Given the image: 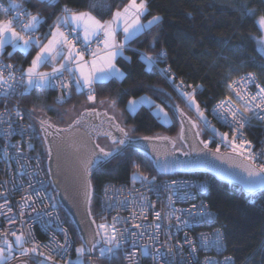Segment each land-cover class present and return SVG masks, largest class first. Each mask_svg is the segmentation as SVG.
Listing matches in <instances>:
<instances>
[{
	"label": "trees",
	"instance_id": "1",
	"mask_svg": "<svg viewBox=\"0 0 264 264\" xmlns=\"http://www.w3.org/2000/svg\"><path fill=\"white\" fill-rule=\"evenodd\" d=\"M11 3V0H2ZM23 8L35 14L39 12L42 23L36 35L42 39L49 33L62 8L67 5L77 11L89 10L88 5L95 2L97 11L93 14L101 19H110L111 12L100 16L99 6L110 5L111 11L123 7L128 0H16ZM247 4L255 8V16H242L243 6ZM148 13L143 19L159 14L162 20L158 26L147 34H140L130 42L124 55L131 57L126 61L117 57V67L124 76L99 83L96 86V101L89 102L83 91L73 87L72 96L66 102L58 104L54 101L51 88L43 91L33 89L15 99L0 96V108L11 106L17 108L26 118L38 135L37 146L45 160L43 142L38 125L30 115L47 117L51 121L63 123L62 112L67 108H77L82 105L99 103L101 100H115V108L120 112V120L132 136L167 135L176 138L179 125L173 114L175 107L187 109L182 99L173 91L166 79L153 67H149L142 53L155 55L162 49L167 55L158 64L171 66L176 76L192 82L197 88L195 99L201 109L210 107L217 100L228 95V83L246 72H253L264 86V53L259 50V38L262 30L257 23V16L264 13V0H148ZM153 37L156 42L153 44ZM9 46L2 54L8 60L28 66L35 56L37 49L33 48L28 54L19 50L8 56ZM141 95L149 96L154 105H161L168 113L170 121L163 124L151 107L139 106L130 112L126 104L130 98ZM36 109L33 112V109ZM43 109V112L39 111ZM248 136L255 142L264 135V127L247 129ZM201 137H203V134ZM176 146L181 143L176 140ZM140 165L139 171L149 179L167 177L155 171L151 161L144 154L128 148L108 162L96 168L91 175V204L93 220L97 224L103 221L100 211V192L106 182L128 183ZM174 174L170 176H177ZM191 176L206 177L209 190L205 196L209 206L217 216V224L223 230L225 253L230 255L235 264H264V191L249 195L238 187L213 179L202 173H192ZM52 199L54 194L52 192ZM55 201V200H54ZM56 203V202H55ZM61 215L69 227L75 245L80 246L78 236L68 218L58 206ZM83 263L88 264V255L82 256ZM95 264H122L121 249L113 257L101 256L99 247L93 257ZM29 264H37L36 262Z\"/></svg>",
	"mask_w": 264,
	"mask_h": 264
},
{
	"label": "snow or ice",
	"instance_id": "2",
	"mask_svg": "<svg viewBox=\"0 0 264 264\" xmlns=\"http://www.w3.org/2000/svg\"><path fill=\"white\" fill-rule=\"evenodd\" d=\"M55 0H49V4H53ZM98 5L93 2L88 5L89 10L77 11L69 8L67 5L62 9L60 16H57L55 22L50 26L48 34H45L43 39L36 35L39 30V26L42 23V17L39 12L35 14L27 11L23 8L22 3H17L16 0H11L8 8L0 5V12L7 14L10 10H15V16L8 19H0V56L4 53L6 46H11L12 49L19 50L21 53L28 54L31 49H37L35 56L32 58L30 65L27 68H16L13 64H0V96L8 98L16 93L18 87H23L21 96L30 92L33 89H39L43 91L47 88L58 87L61 90V96L57 98L58 102H62L65 95H71L73 87L76 90L83 91L88 89L87 99L90 102L96 101V86L99 83L103 85V82L124 76V72L117 67V57H122L126 61H131V57L125 56L124 52L129 47L131 41L137 38L140 34H147L151 32L153 28L158 26L162 20L159 14L152 15L146 22L143 17L148 13V0H128L123 7H117L115 11H111L110 5H100L99 14L104 15L106 12H111L110 19H101L93 12L97 11ZM256 9L250 8L245 4L243 6L242 16H255ZM257 23L261 30H264V13H261L258 17ZM122 33V39L117 37ZM156 42V37H153V44ZM95 43L97 46L95 50L92 49V44ZM261 47H264V36L259 38ZM80 47H77V45ZM102 45V47H101ZM86 54L91 56L88 60L85 58ZM13 53L9 52L8 56L11 57ZM167 55L166 50H161L155 55H151L147 52L142 53L143 59L147 62L149 67L156 65L161 58ZM42 66H51L50 72H43L39 69ZM264 68V65H261ZM7 69V74H5ZM160 71L166 76L170 77L173 82L175 81V74L172 73L171 66L160 69ZM67 73V75H65ZM254 84L258 89L255 93L248 91L247 85ZM177 88L181 89V95L187 98L189 107H194L198 115V119L204 122L207 128H210L214 135L219 136L221 143L226 147H230L233 154L242 157L245 163L239 165L243 171L247 174L243 178L245 190L249 195H255L257 191H264V160L258 162V158L264 157V145H262L260 151H253L252 142L245 137L244 129L246 126L251 125V121L255 118L257 121L264 123V86L257 80V76L253 73H248L245 77L239 80H232L228 83L227 87L229 95L225 99L221 100L214 108V113L220 118V120L227 124L231 130V138H229L228 132H220L215 128L208 120L201 109L199 103L195 99L197 88L201 87L197 85L195 87L191 85H184L181 80L180 84L176 85ZM192 88L191 92L184 91V88ZM232 93L239 98L240 104L232 98ZM141 101L150 100V98L141 97ZM101 104L105 101L101 100ZM112 108H115L116 101H108ZM129 105L133 110L136 109L137 101L129 100ZM158 112H163V109L159 105H155ZM33 112L36 111L34 108ZM39 111L43 112V109ZM16 116L20 117L21 113L19 110L16 111ZM95 114L99 116V113H95V109L91 112L85 111L81 113L76 119H74L69 125L68 129H57V132L68 131L82 122H85V117ZM0 115H10L7 110L5 113ZM181 117L184 113H180ZM167 118V113H164ZM111 119V118H110ZM0 120V123H3ZM192 128H198V124L193 121H189ZM41 127L45 133H48V129L53 127L47 120L40 121ZM121 134L120 137L113 135L111 131L97 132V135H103L106 139L110 140L112 145L116 146L114 150H106L101 147L99 143L93 145V149L98 151L90 150L88 158L81 161L84 171L85 179V200L87 204H91V170L96 165H102L108 162L111 158H114L116 153L122 151L121 146L125 145L126 142H131L129 131L125 130L119 124L112 125ZM31 127V125H29ZM96 131V129H93ZM5 135L11 133L5 130ZM50 134V133H48ZM91 135V133H89ZM196 137L200 136V131L197 130L194 134ZM144 140L151 141L153 139L165 140L172 144L175 148L176 140H185L183 124L181 132L176 138L169 137H143ZM200 144L203 145V149H209V140H200ZM7 149V145H5ZM155 150V149H154ZM50 151V150H49ZM192 151H197L195 147ZM202 151V150H201ZM209 151H211L209 149ZM220 153V146L215 148L213 155ZM189 155V153H184ZM219 158V156H217ZM159 162V157H157ZM175 166L176 161L165 160L162 164L161 170L167 171L169 165ZM137 169L133 172V181L140 179L141 182H147L152 185L159 192V187L155 185V177L149 179L148 176L144 175L139 171L140 165H134ZM173 184L176 182L173 181ZM31 187V185H29ZM164 190L169 191V186L164 185ZM151 190V188H150ZM201 191H206V188L202 187ZM107 193V189H106ZM173 194H178L173 193ZM4 193L0 192V196ZM38 195V193H37ZM184 198L189 197V193H183ZM146 200V198H144ZM23 203L20 204V211L18 213L21 220L23 219L24 207L28 206L32 208V211H36L34 207V201L31 195L22 198ZM169 204L173 203L172 194L168 196ZM127 204V201H117L116 205ZM113 205L108 204L111 208ZM141 209L139 215L136 212L132 213L133 221L137 219H146V209L148 207H154L150 203H139ZM193 208H197V205L193 204ZM199 207H203L201 204ZM4 209H7L5 212ZM184 210L173 208L168 217L175 216L177 221L181 224L187 225L188 221L181 220L178 213H182ZM188 214L191 215V209L187 210ZM12 212V208L9 206L7 200L3 204H0V215H4L7 222L11 225L15 223V218L9 215ZM51 217V213H45ZM89 215L91 211L89 210ZM211 214L205 209L204 214L201 216L197 212V217L203 220L205 217H209ZM155 220L153 225V232L148 233V230L143 227L141 223H133L132 228L137 231H131L129 228L123 230L118 229L116 224L121 222L119 216L112 217V223L102 222L96 224L95 220L92 221L96 224L95 229L90 234L89 238H81L82 243L75 249L77 254V260L72 261L67 259L68 250L72 247L68 240V232L66 229L60 228V232L64 234V242L60 243L55 235L50 237L48 244H41L38 242L31 230V227L25 232L20 230L19 234L17 231L5 230L0 231V264H10V261L17 259V257H29L35 259L37 256L40 259L37 264H56V257L59 256L64 264H81L80 257L86 252L90 253L99 247L101 256L110 255L115 256L117 252L122 248V243L129 238L133 241L135 247L137 238H142L148 234L149 239L155 242L156 235L161 229V224L155 221L162 219L160 212H155ZM127 218H125L126 221ZM195 219V218H194ZM51 219L48 223H51ZM47 227V225H45ZM9 236L14 239H9ZM223 233L217 230L216 237L214 240H209L204 234H201L202 247H223L222 243ZM185 243L190 246V255H194L197 252L196 245L193 241L187 239L185 236ZM31 247H26V245ZM143 251L140 253L141 256H165L170 255L173 251L171 247L168 248V253H161L159 249H150L149 245H141ZM182 251V245L179 246ZM136 252L126 254L125 259L129 261V264H136ZM164 264H171L170 261L165 260ZM194 264H199L198 260L194 261ZM204 264H221V262L206 257ZM222 264H234L232 257H225Z\"/></svg>",
	"mask_w": 264,
	"mask_h": 264
},
{
	"label": "built area",
	"instance_id": "3",
	"mask_svg": "<svg viewBox=\"0 0 264 264\" xmlns=\"http://www.w3.org/2000/svg\"><path fill=\"white\" fill-rule=\"evenodd\" d=\"M0 5L8 8L10 3L0 0ZM0 13L3 14L6 19L15 16L14 9L10 10L7 14L3 12ZM96 46L97 45L93 43L92 49L95 50ZM77 47H80V45L78 44ZM85 58L90 60L91 56L86 54ZM0 64H13L17 69L23 67L21 64L8 60L3 55L0 56ZM154 67L166 79L173 91L182 99L191 118L198 124L199 127L197 129L203 134L204 138H201L210 141L209 147L215 149L219 145L220 150L231 151L230 147H226L221 143L219 136L214 135L211 129L207 128L204 125V122L198 119L197 113L189 107L186 98L181 95V89L176 87L177 84H180L181 80L184 82V85H191L193 87H195V85L192 82L186 81L183 77L176 75L175 81L173 82L170 77H166L160 71V69L167 68V66H162L157 63ZM4 71L5 74H7V69ZM50 71L51 70L48 72ZM248 73L253 72L243 73L232 80H239L240 78L245 77ZM65 75H67V73H65ZM257 80L260 83L258 78ZM247 89L252 93L258 91L254 84H248ZM51 90L54 92V101L58 104L66 102L71 98L73 93L71 91V95H65L64 100L58 102L57 98L61 96V90L58 87H52ZM184 91L191 92L192 88L186 87L184 88ZM227 91L229 95L228 87ZM21 92H23V87H18L16 93L8 98H18L21 96ZM83 93L87 99L88 89H83ZM231 95L233 100L239 105V98L236 97L234 93ZM225 97L217 100L210 107L203 108L202 110L204 111L207 120L214 125L216 129L220 132H228L229 138H231L232 133L230 128L227 124L223 123L213 111V108L221 100L225 99ZM5 110H7L10 115H0V120L4 121L3 123H0V192L4 193L3 196H0V204H3L5 200H7L9 206L12 208V212L9 215L15 218V223L10 225L7 222L6 217L0 215V231L10 229L12 231H17L19 234L20 230L27 232L29 227H31L35 239L41 244H48L50 237L53 235H55L60 243H63L64 234L60 232V228L66 229L68 232L69 243L72 245L68 250V256L66 258L76 261L77 254L75 249L77 246L75 245L73 235L69 227L66 225L57 204L52 199L53 191L44 168L42 154L37 146V132L22 114L20 117L16 116L15 113L18 110L17 108L11 106L1 107L0 114L5 113ZM29 125H31V127H29ZM250 126L264 127V123L253 118ZM248 127L249 126H246L244 129L245 137L252 142L253 151L258 152L262 145H264V135L257 138L254 142L252 138L248 136ZM5 130L11 134L5 135ZM5 145H7V149H5ZM261 160H264V157L258 158V162ZM173 181L176 183L173 184ZM154 183L159 187V192L156 191L155 187L147 184V182L142 183L140 179L133 181V176L128 183L106 182L101 188L99 206L100 211L102 212L103 221L111 224L112 217L119 216L121 222L116 224L118 229L123 230L129 228L131 231H137V229L132 228L131 226L133 223H141L143 227L148 230V233H151L154 231L151 226L155 220V212H160L162 214V219L160 221H155L156 223L161 224V229L156 235L155 242L150 240L149 235L146 234L142 238H137L135 247L133 246L131 238L122 243V264H129V261L125 259V256L131 252L137 253L136 264H164L165 260L170 261L171 264H194L195 260H198L199 264H204L206 257L219 261L222 264L224 258L230 256L225 253L224 236L222 239L223 247L221 248H204L201 244V234L206 235L211 241L215 239L217 230H220L223 233L222 228L217 224L215 211L210 208L205 199L209 190L208 179L204 176L177 175L155 179ZM29 185H31V187H29ZM164 185L169 186V191L164 190ZM202 187L206 188V191H201ZM177 192L178 194H173ZM184 192L189 193L188 198H184ZM170 194H172L173 198V203L171 205L168 201V196ZM29 195L32 196L33 201L35 202L34 207L36 211H32L31 207L25 206V215L21 220L18 215L20 204L23 203L22 198ZM144 198H146V200ZM117 201H127V204L118 207L116 205ZM141 202L146 204L150 203L151 205H154V207H148L146 209V219H137L133 221L132 213L136 212L137 215H139L141 211L139 203ZM109 203L113 205L111 208L108 207ZM193 204L197 205V208H193ZM201 204H203L202 208L199 207ZM173 208L184 210L177 215L180 216L181 220L188 221L187 225L179 223L175 216H171L170 219L163 218L168 217ZM189 209H191V215L188 214L187 210ZM205 209H207L208 213L211 215L201 220L197 217V212L202 216ZM4 211L6 212L7 209H4ZM45 213H51V217ZM125 218H127L126 221ZM50 219L52 222L48 223ZM45 225H47V227H45ZM186 235L187 239L193 241L196 245L197 252L194 255H190V246L185 243ZM9 239H14V237L9 236ZM145 244L149 245L150 249H159L161 253L167 254L169 247H171L173 251L170 255L165 256H141L140 253L143 251L141 245ZM181 245L182 251L179 249V246ZM26 247H31V245H26ZM30 257L31 254L29 257H17V259L10 261V264L17 261L37 263L40 259L38 256L35 259ZM56 264H64V261L57 256Z\"/></svg>",
	"mask_w": 264,
	"mask_h": 264
},
{
	"label": "water",
	"instance_id": "4",
	"mask_svg": "<svg viewBox=\"0 0 264 264\" xmlns=\"http://www.w3.org/2000/svg\"><path fill=\"white\" fill-rule=\"evenodd\" d=\"M93 109H95V113H99V116L95 114L86 116L85 122H82L81 125L59 133L57 129H68V125L74 119L69 124L59 126L47 117L41 116V118H38L30 115L38 125L39 134L43 142L45 152L44 168L54 194V200L73 226L80 243L83 242L82 237L85 239L89 238L97 224L92 223V215H89L90 205L85 200V174L81 161L88 158L90 150L98 151V149H93V145L98 143V138L106 139L103 135H97V132L111 131L114 136L119 138L121 134L112 125L119 124L121 127H124L113 115L104 109L86 108L80 114L85 111L91 112ZM181 112L184 113L183 117L180 115ZM173 114L179 125L177 137L181 132L183 124L185 140H178L181 143V147L175 146L173 148L172 144L165 140H144L143 137L148 135L132 136L129 134L131 142H126L125 145L121 146L122 151L132 148L144 154L151 161L155 171L161 175L202 173L211 176L217 181L236 186L243 193L248 194L243 183V178L247 174L243 171L242 167H239V165L245 163L242 157L233 154L231 151L224 150H220L219 154L213 155L214 148L209 147L211 151L203 149V145L199 143L203 139L201 136L196 137L194 135L198 129L191 127L189 121L194 122V120L189 113L181 107H175ZM42 119L47 120L53 125V127L48 129V133L50 134L45 133L41 127L40 121ZM93 129H96V131H93ZM158 136L169 137L167 135H152L150 137ZM106 140L111 143L110 140ZM193 147L197 151H192ZM186 152L189 155H184ZM120 153H116L114 157ZM157 157H159V162L157 161ZM173 159L176 161L175 166L170 164L167 171L161 170L165 160L172 161ZM99 166L96 165L92 168L91 175ZM90 192L92 194V186ZM260 192L262 191H257V193ZM100 246L98 245L97 248ZM95 250L90 253L86 252L88 264H95L93 261ZM12 264L29 263L27 261H17Z\"/></svg>",
	"mask_w": 264,
	"mask_h": 264
},
{
	"label": "rangeland",
	"instance_id": "5",
	"mask_svg": "<svg viewBox=\"0 0 264 264\" xmlns=\"http://www.w3.org/2000/svg\"><path fill=\"white\" fill-rule=\"evenodd\" d=\"M3 15V14H2ZM4 16V15H3ZM5 17V16H4ZM258 17H259V15L256 17L257 18V20H258ZM6 18V17H5ZM150 19V18H149ZM145 22L148 20V19H143ZM262 36H264V30H262ZM259 50L261 51V52H263L264 53V47H261L260 46V43H259ZM121 78V77H120ZM119 78V79H120ZM141 97H146V98H150L149 96H147V95H141V96H139V97H133V98H130L129 100H136L137 101V106H136V109L139 107V106H141V105H144V106H146V107H151V110H152V113L154 114V115H157L158 117H159V120L163 123V124H168L169 123V121H170V118H169V115H168V113H167V111L161 106V105H159V104H155V105H159L160 106V108H162L163 109V112H158L157 111V109L155 108V105H154V103H153V101H152V99L150 98V100H144V101H141ZM186 98V97H185ZM128 100V101H129ZM186 101H187V98H186ZM90 102V101H89ZM187 103H188V101H187ZM189 105V104H188ZM87 107H93V108H100V109H104V110H106L109 114H111V115H113L114 117H115V119L123 126V124H122V122H121V120H120V112L116 109V108H112L110 105H109V103L108 102H106L105 101V103H103V104H101L100 102L99 103H96V105H93V104H86V105H82V106H80V107H77V108H67V109H65L63 112H62V120H63V123H61V122H55V121H52L53 123H55L56 125H66V124H68V123H70L75 117H77L78 115H79V113L82 111V110H84V109H86ZM126 107H127V109L130 111V112H134L135 110H133L132 109V107L129 105V103L127 102V104H126ZM192 110H194L195 111V108L194 107H190ZM196 112V111H195ZM164 113H167V118H165V116H164ZM125 129L127 130V131H129L126 127H125ZM102 222H105V221H101L100 223H102ZM77 247H79V246H77ZM76 247V248H77ZM80 261H81V264L83 263V260H82V257H80Z\"/></svg>",
	"mask_w": 264,
	"mask_h": 264
},
{
	"label": "flooded vegetation",
	"instance_id": "6",
	"mask_svg": "<svg viewBox=\"0 0 264 264\" xmlns=\"http://www.w3.org/2000/svg\"><path fill=\"white\" fill-rule=\"evenodd\" d=\"M87 108H93V107H87ZM99 110H101L100 108H99ZM80 114V113H79ZM35 117H38V118H41V116L39 115V116H37V115H34ZM79 116V115H78ZM77 116V117H78ZM76 118V117H75ZM74 118V119H75ZM33 119V118H32ZM34 120V119H33ZM69 124V123H68ZM98 143L101 145V147H104L105 149H107V150H111V149H114L116 146H114V145H112V143H110V142H108L106 139H104V138H98Z\"/></svg>",
	"mask_w": 264,
	"mask_h": 264
},
{
	"label": "crops",
	"instance_id": "7",
	"mask_svg": "<svg viewBox=\"0 0 264 264\" xmlns=\"http://www.w3.org/2000/svg\"><path fill=\"white\" fill-rule=\"evenodd\" d=\"M0 19H6L1 13H0ZM117 39H122V33L117 37ZM7 47V46H6ZM14 50L12 49V47L9 45V52H13ZM31 63V62H30ZM30 65V64H29ZM28 65V66H29ZM28 66L24 67V68H27ZM40 71H43V72H48L49 70H51V66H42L40 69ZM76 91H79V90H76Z\"/></svg>",
	"mask_w": 264,
	"mask_h": 264
}]
</instances>
